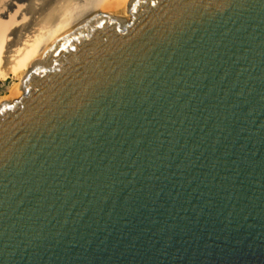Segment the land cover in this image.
<instances>
[{"label":"water","instance_id":"95a60500","mask_svg":"<svg viewBox=\"0 0 264 264\" xmlns=\"http://www.w3.org/2000/svg\"><path fill=\"white\" fill-rule=\"evenodd\" d=\"M0 105V264H264V0H130Z\"/></svg>","mask_w":264,"mask_h":264},{"label":"bare ground","instance_id":"6f19581e","mask_svg":"<svg viewBox=\"0 0 264 264\" xmlns=\"http://www.w3.org/2000/svg\"><path fill=\"white\" fill-rule=\"evenodd\" d=\"M130 0H0V82L14 79L0 97L19 100L23 77L57 41L87 18L110 14L127 19Z\"/></svg>","mask_w":264,"mask_h":264},{"label":"rangeland","instance_id":"374dc122","mask_svg":"<svg viewBox=\"0 0 264 264\" xmlns=\"http://www.w3.org/2000/svg\"><path fill=\"white\" fill-rule=\"evenodd\" d=\"M132 17L127 19V23H129L131 21ZM14 79H10L9 81L3 83L0 82V97H3L6 95V89L11 86L14 83ZM19 101V100H17ZM10 104H13V102H11Z\"/></svg>","mask_w":264,"mask_h":264}]
</instances>
